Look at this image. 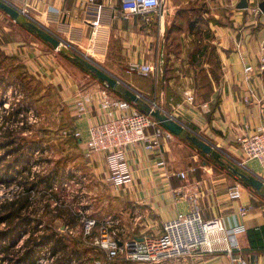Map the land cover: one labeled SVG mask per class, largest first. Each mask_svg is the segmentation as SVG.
Here are the masks:
<instances>
[{
    "label": "crops",
    "instance_id": "0c3cea01",
    "mask_svg": "<svg viewBox=\"0 0 264 264\" xmlns=\"http://www.w3.org/2000/svg\"><path fill=\"white\" fill-rule=\"evenodd\" d=\"M7 1L21 15L14 19L0 8L1 49L57 89L66 119L63 126L81 132L73 146L65 147L78 155L68 168L89 175L92 184L107 183L105 156L86 155L89 129L108 118L100 104L102 89L123 97L64 57L61 51L66 47L90 56L181 122L183 133L198 134L221 153L216 161L190 140L187 143L183 134L174 133L163 137L156 151L146 150L143 144L130 146L127 155L134 181L117 195L128 210L143 207V215L136 218L139 222L126 221L129 232L138 228L140 234L133 235L140 238L157 234L165 220L198 203L205 218H222L226 229L215 236L221 241L212 249L197 248L163 264H264V238L255 234L264 225V186L258 191L245 185L238 174H255L264 180V166L247 159L240 145L243 134L264 127V72L259 68L264 13L254 10L253 0H248L246 9L237 8L240 0H164L161 11L148 15L149 21L139 14L125 17L121 0ZM21 17L57 36L60 48L27 28L21 30ZM167 44L171 50L165 51ZM132 61L152 62L155 71L144 77L128 73ZM248 64L255 67L250 77L245 71ZM188 93L194 95L193 102L187 100ZM86 95L91 99L81 109L77 102ZM73 176L69 173L67 178L73 181ZM235 185L242 195L233 200L228 188ZM241 206L248 208L244 216ZM240 223L248 230L234 233L232 228Z\"/></svg>",
    "mask_w": 264,
    "mask_h": 264
},
{
    "label": "rangeland",
    "instance_id": "374dc122",
    "mask_svg": "<svg viewBox=\"0 0 264 264\" xmlns=\"http://www.w3.org/2000/svg\"><path fill=\"white\" fill-rule=\"evenodd\" d=\"M259 1L261 0L251 2L254 8L257 7ZM20 20H23L19 24L21 30L28 29L30 20L24 17ZM182 24H184L183 21ZM19 34L22 38V32ZM168 50L171 49L167 44L165 51ZM61 54L72 62L77 54L86 56L76 47H66ZM86 57L90 58V56ZM0 80L2 81L0 83V102L2 101L0 105V144L6 142L7 136H13V138L25 137V141L33 140L40 147V151L34 150L31 162L28 163V171L21 173L18 182L8 185L0 180V205L1 202L16 194L25 195V189H22L19 183L22 178L29 176L30 179H35L58 168L60 176L55 181L52 190L43 189L44 186L41 185L37 186L30 195L28 210L42 222L36 236H40L45 231H57L63 235L71 248H78L85 255L84 259H76L72 264H139L128 260L122 254L109 259L105 249L95 243V237L100 234V225L107 220H112L113 228L119 230L117 234L121 239L140 234L138 228L130 229L131 232H129V225L126 221L139 222L136 218L143 215V207H139L137 211L134 208L128 210L126 202L117 195L121 191L113 190L108 183L92 184L89 175L77 173L75 169L68 168L69 163L78 159V155L75 154L76 151L65 147L70 144L73 146L76 140L72 137L76 136H69L72 133H65L68 128L63 126L66 119L63 117V105H61L57 89L35 77L22 67L19 60L12 57L0 58ZM123 86L126 87L125 84ZM19 108L25 110L18 116L14 115ZM187 133L191 134L190 131L182 133L184 140L191 144L186 138ZM191 147L195 150L194 146ZM4 150L0 148V155L6 158L3 164L12 159V155L4 153ZM206 158L211 160L210 157ZM69 173L74 174L73 181L67 178ZM85 218L97 220V224L90 233H86L83 228ZM5 227L6 223L2 222L0 229ZM151 231L152 229H149V234H154ZM27 236L20 240L17 248L21 249ZM167 261L170 260L157 264ZM52 262L50 248L43 249L38 256V264H51Z\"/></svg>",
    "mask_w": 264,
    "mask_h": 264
},
{
    "label": "built area",
    "instance_id": "2783aa9c",
    "mask_svg": "<svg viewBox=\"0 0 264 264\" xmlns=\"http://www.w3.org/2000/svg\"><path fill=\"white\" fill-rule=\"evenodd\" d=\"M96 0H89V2ZM164 0H121V8L125 17L139 14L149 21V14L161 11ZM259 12V7L254 8ZM259 68L264 72V54L261 56ZM253 64L245 66V71L250 74L254 71ZM155 71L152 62L132 61L127 67L128 73L149 76ZM101 107L108 115L107 120L94 124L89 129L87 155L103 154L108 167L107 183L115 191L130 185L134 181L133 169L127 155V150L132 145L143 144L148 151L160 149L163 137H172V132L165 128L160 121L149 112L134 107V103L127 98L111 96L107 88L100 92ZM91 96L86 95L84 100L78 101V106L83 109L86 100ZM187 100L193 102L194 95L187 94ZM152 105L156 103L150 101ZM159 106V105H158ZM152 129V131H151ZM81 137L79 130H65ZM241 148L247 159L258 160L264 166V127L245 133L240 138ZM186 177L185 172H180ZM231 199L241 197V188L238 185L228 188ZM248 208L241 206L240 215L244 216ZM112 220H107L100 225V234L95 237V243L102 246L109 259H114L121 254L139 264H157L166 260L178 258L192 252L197 248L206 246L212 249L221 238L215 236L225 231V225L220 216L205 218L201 207L194 203L190 210L179 212L176 216L165 220L159 233L143 237L133 236L121 239L113 228ZM97 224L95 218H85L83 228L90 233ZM234 233H243L248 230L245 224L234 226ZM100 263V262H99Z\"/></svg>",
    "mask_w": 264,
    "mask_h": 264
},
{
    "label": "trees",
    "instance_id": "16d2710c",
    "mask_svg": "<svg viewBox=\"0 0 264 264\" xmlns=\"http://www.w3.org/2000/svg\"><path fill=\"white\" fill-rule=\"evenodd\" d=\"M28 29L38 34L30 23ZM4 52L5 51L0 47V58L12 57L19 60L17 56L9 55ZM19 62L22 64L23 68H26L21 60H19ZM74 63L90 72L80 64L76 58ZM0 83H2L1 80ZM123 89L124 87L121 85L119 88L115 89V91L118 95L128 99ZM1 104L2 101L0 102V105ZM134 104L138 106V109L146 111L138 104ZM24 110L25 109L19 108L14 112V115L18 116L22 114ZM7 137L8 138L5 140L6 142L0 144V148L5 149L4 153L12 155V159L3 164L6 158L0 155V180L11 185L18 182L21 173L28 171V163L31 162V155L34 150L40 151V147H38V143L33 140L25 141V137ZM215 160L217 161L220 159ZM58 176H60L59 169L55 168L49 173L35 179H30L29 176L22 178L19 183L20 186L23 187L22 189H25V195L19 196L16 194L8 198V200L1 202L0 210L2 213L0 214V224L2 222L6 223V227L0 229V264H38V256L43 249L48 247L50 248V257L53 259L51 264H72L76 259L81 260L85 258L82 251L78 248H71L66 242V238L57 231H45L40 236H36V232L40 230L39 226L42 222L34 216L35 214L33 212L28 210L30 207V195L37 186L41 185L44 186L43 189L48 188L52 190ZM241 179L245 185L249 186L243 178ZM255 234H260L263 239L264 225H262ZM25 236L27 237L20 247L21 249L17 248L18 243Z\"/></svg>",
    "mask_w": 264,
    "mask_h": 264
},
{
    "label": "water",
    "instance_id": "95a60500",
    "mask_svg": "<svg viewBox=\"0 0 264 264\" xmlns=\"http://www.w3.org/2000/svg\"><path fill=\"white\" fill-rule=\"evenodd\" d=\"M248 7V0H240L237 4V8L239 9H246ZM0 8L5 10L14 19H18L21 15V11L7 0H0ZM259 8L264 13V0L259 3ZM29 23L44 40L50 42L54 46V48H60V46L62 45V41L57 36H55L53 33H51L43 26L39 25L35 21H31ZM75 58L80 64H82L86 69L92 72L99 80L105 82L109 87L117 89L123 84L119 78L107 72L105 69H103L101 66L96 64L94 61H92L85 55L77 54ZM123 92L127 95L129 100L138 104L147 112H149L172 133L180 135L184 132L185 126L181 122H179L176 118L165 112L161 107L157 105H152L149 100H146L144 97H142L140 93L131 88L129 85H126V87H124ZM186 137L203 152L212 155L216 159L221 158V153L216 149V147L203 137L199 136L196 133H187ZM238 174L245 180V182L254 187L256 190L260 191L263 188L264 180L259 176L255 174H246L240 171H238Z\"/></svg>",
    "mask_w": 264,
    "mask_h": 264
}]
</instances>
